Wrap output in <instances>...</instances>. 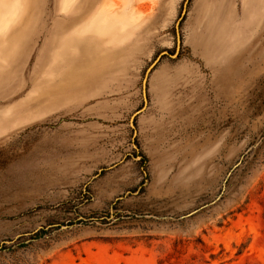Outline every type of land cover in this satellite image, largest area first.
Here are the masks:
<instances>
[{"label": "rangeland", "instance_id": "1", "mask_svg": "<svg viewBox=\"0 0 264 264\" xmlns=\"http://www.w3.org/2000/svg\"><path fill=\"white\" fill-rule=\"evenodd\" d=\"M31 1L0 0V264H264V0H84L109 35L64 46L81 0Z\"/></svg>", "mask_w": 264, "mask_h": 264}, {"label": "crops", "instance_id": "2", "mask_svg": "<svg viewBox=\"0 0 264 264\" xmlns=\"http://www.w3.org/2000/svg\"><path fill=\"white\" fill-rule=\"evenodd\" d=\"M81 1H82V0H81ZM81 1L78 3V5L76 6V8L74 9V13H73V15L70 16L71 23H70V25L68 26V29H67L68 31L70 30V32L68 33V35H67L66 37H64L63 40L60 39L61 41H63V42H62V46L65 45V41H66L67 39H70V37H75V38H79V39H84V38L89 37V35H88L89 32H87V30H86V32H85L83 35H81V34H80V35H77V34H76V31L73 32V30H75V25H76V24H80V25L78 26L77 29L80 28L79 31H81V29L84 28V26H85V25H82V26H81V24H82L84 21H87V20H88V21L91 23V21H90V17H89L90 15L87 16V17L85 16V17H84L83 19H81V20H78V21L76 20V21H74V18H76V16H78V13H77V12H78V7H79V4L81 3ZM36 2H37V0H32V1H31V4H32L33 6H35V3H36ZM89 25H90V24H89ZM88 27H89V26H88ZM86 28H87V27H86ZM84 29H85V28H84ZM59 33H61V32H59ZM92 37H93L95 40L99 41V42H104L105 45L107 46V48L102 49L101 51H99L98 55L101 56L100 53L103 52V51H106V50L108 49V45H107V43L109 42L110 38H107V39H100V38H97V37H94V36H92ZM58 40H59V39H58ZM63 50H64V47L61 48V55H60V58H62L63 61H64V60H65V59H64V54L62 53ZM67 60H69V56H68V59H67ZM67 60H66V61H67ZM100 65H101V63H98V66H100ZM105 66H106V65H104V68H105ZM93 67H95V66H93ZM69 68H70V65H69ZM69 68H68V69H69ZM106 69H107V66H106V68H105L104 70H106ZM65 70H67V69H64L63 71H65ZM104 70H103V71H104ZM63 71H62V72H63ZM103 71L100 69L99 71L94 72V73H96V74L98 75V74H100V73L103 72ZM62 72H61V73H62ZM61 73H60V74H61ZM97 75H96V77H97ZM83 82H85V83H90V82H92V81H83Z\"/></svg>", "mask_w": 264, "mask_h": 264}, {"label": "bare ground", "instance_id": "3", "mask_svg": "<svg viewBox=\"0 0 264 264\" xmlns=\"http://www.w3.org/2000/svg\"><path fill=\"white\" fill-rule=\"evenodd\" d=\"M83 1L84 0H82L81 3H83ZM112 7H113V5H112ZM98 10H100V9H98ZM94 16H96V19H95V21L90 20L92 25L87 30V32H89L88 35L91 36L92 34H97V33H100L103 36L109 35V28L105 22L106 21L105 19L108 16V13L105 12V10L99 11L98 14H95Z\"/></svg>", "mask_w": 264, "mask_h": 264}, {"label": "water", "instance_id": "4", "mask_svg": "<svg viewBox=\"0 0 264 264\" xmlns=\"http://www.w3.org/2000/svg\"><path fill=\"white\" fill-rule=\"evenodd\" d=\"M176 36H177V51L179 50L180 48V45H181V37H180V21L177 22L176 24ZM176 51V52H177ZM167 52L164 51L160 56L166 54ZM172 56H175V55H172ZM147 75L146 77L144 78L143 80V95H144V99L146 101L147 97H146V91H147Z\"/></svg>", "mask_w": 264, "mask_h": 264}]
</instances>
